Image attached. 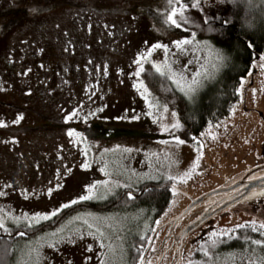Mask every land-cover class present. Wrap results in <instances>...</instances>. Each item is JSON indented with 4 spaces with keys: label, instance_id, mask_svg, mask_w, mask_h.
Wrapping results in <instances>:
<instances>
[{
    "label": "rangeland",
    "instance_id": "rangeland-1",
    "mask_svg": "<svg viewBox=\"0 0 264 264\" xmlns=\"http://www.w3.org/2000/svg\"><path fill=\"white\" fill-rule=\"evenodd\" d=\"M240 1L253 15H260L264 20V0ZM192 2L180 0L188 7ZM13 7L21 8L17 11L20 14L15 15L14 24L6 27L5 23L14 18L6 9ZM35 7L44 11L28 10ZM168 8L167 0H0V30L6 27L0 35V52L5 49L10 61L20 53L40 49L43 33L37 28V22L50 24L51 30L46 35L59 46L77 29L82 43L99 39L105 50L122 56L121 62L102 61L107 69L114 71V81L103 86L85 79L80 88L68 81L62 84L64 92L55 107L46 110L47 105L39 103L41 111L57 118L53 126L58 130L36 152L30 151L26 142L9 141L0 136V193H3L0 217L6 229L16 226L19 233H25L18 234L20 237L9 243L10 263L128 264L133 260L131 252L136 246L140 253L143 248L148 249L146 264H173L176 251L172 248L171 231L195 220L199 211L218 195L194 205L176 220L175 217L193 199L228 181L257 160L254 154L259 155L264 145L263 57L252 62L241 79L243 87L237 83L235 90L239 98L229 114L201 131L195 143L177 144L174 136L178 137V132L173 135L163 131L162 126L170 127L177 120L181 124V116L196 111L203 102H210L218 94L224 71L233 57L232 51L208 35L199 36L185 26L166 29L167 25L152 12ZM192 33H195L193 44L184 46L185 51L181 52L175 42L192 39ZM155 44L167 46L168 54L163 49L153 50ZM149 51L151 54L143 59ZM138 59L144 67L139 77L135 75L139 71L135 62ZM154 65H167L162 70L170 69L178 76L183 74L189 82L200 72V84L191 96H185L172 80L157 73ZM141 80L151 95L145 97L141 95L142 89L138 91ZM33 84L31 80L28 83L0 80V99L20 104ZM187 104L190 105L184 110ZM165 105L167 111H164ZM3 107L0 103V124H8V118H13L12 112ZM72 112H78V116L67 120ZM134 116L138 119H133ZM43 122L50 123L45 118ZM72 130L79 135L70 137L68 132ZM18 134L0 127V135ZM198 150L203 155L191 178H185L186 182L169 180V176L182 178L192 169ZM42 153L45 160H55L56 166L53 171L32 174L28 165L35 155L42 156ZM102 168L106 178H90L88 171ZM93 184H97L96 197L79 200ZM127 184L131 188L113 187ZM145 184L150 187L143 193L140 188ZM162 184L169 185L165 188L170 190V200L165 210L157 214L148 210L152 196L159 192L153 187ZM101 185L113 191L101 198L100 193L105 192ZM73 200L93 205L66 212L53 226L46 224L37 228L48 220L26 226L25 215L60 212L64 204L71 205ZM115 200L119 202L114 203ZM260 213L238 204L208 219L185 236L178 264H264L263 243H249L241 249L225 251L216 250L217 243L213 245V240L209 241L215 238L211 236L214 231L234 229L253 220L264 223V215ZM15 217H21L19 223L13 222ZM97 229L103 233L102 237ZM196 253L199 255L195 256Z\"/></svg>",
    "mask_w": 264,
    "mask_h": 264
},
{
    "label": "flooded vegetation",
    "instance_id": "flooded-vegetation-1",
    "mask_svg": "<svg viewBox=\"0 0 264 264\" xmlns=\"http://www.w3.org/2000/svg\"><path fill=\"white\" fill-rule=\"evenodd\" d=\"M98 23L100 24L99 21ZM37 28L43 33L42 44L38 51L20 53L16 59L11 61L5 53V49L0 52V80L7 83H28L31 80V83H34L31 90L24 94L20 104L16 101L0 99V103L5 105L2 109H9L6 111L12 112L13 116V118H8L9 123L4 124L6 126L3 128L19 133L16 136H0L8 138L9 141L19 140L20 142H26L31 149L30 151L33 152L39 150L44 143L50 142L52 136L56 135V130H58L53 126L54 123L57 124V118L53 114L41 111L39 103L46 104V110L50 107H55L56 101L64 92L62 84L68 81L73 83L76 88H80L84 84L85 79H87V82L100 83L103 86L110 80L114 81V71L107 69L102 61L105 60L113 63L122 61V56L118 53L110 49L105 50L99 39H94L87 44L82 43L77 29L71 34L72 36L70 35L63 42V46H59L46 35L51 30L50 24L37 22ZM2 30H0V35L3 32ZM73 46L74 49H71ZM76 46L77 48L75 49ZM105 51L106 54L104 53ZM107 52L109 53L107 54ZM106 55L107 57L104 59ZM24 116L26 118L22 121ZM29 118L32 119V122H30ZM44 118L49 120L50 123L43 122ZM4 119L7 121V118ZM254 156L257 157V160L252 165L222 183L221 187H219L222 192L217 194L218 197L216 199L209 201L204 209L199 211L200 214L217 201L223 200L219 204L221 205L239 198L224 210L234 205L244 204L248 209H255V211L261 212L260 214L264 215V209L257 210L260 207L264 208V195L248 199L253 193L264 191V187L257 188V185L264 184V180L252 179L254 175L264 177V145L261 146L259 155L254 154ZM55 166L56 161L51 159L45 160L42 153V156L35 155V158L28 165V170L32 174H35L48 170L53 171ZM251 183L254 185V188L250 192H246ZM231 187L233 188L231 189ZM213 196L207 197L206 200ZM182 229H174L170 234L173 237L174 245L172 248L175 251L176 241L179 242V234Z\"/></svg>",
    "mask_w": 264,
    "mask_h": 264
},
{
    "label": "trees",
    "instance_id": "trees-1",
    "mask_svg": "<svg viewBox=\"0 0 264 264\" xmlns=\"http://www.w3.org/2000/svg\"><path fill=\"white\" fill-rule=\"evenodd\" d=\"M200 3V9L186 8L185 15L189 22L185 27L195 30L199 36L208 35L214 38L225 49L232 51L233 57L231 63L224 71L221 82L223 85L218 94L210 102H203L196 111L191 110L185 116H181L182 130L178 131V137L190 143H195V140L192 138H196L201 131L210 125L218 123L229 114L230 108L239 98L235 90L237 83H241L242 77L246 76L253 61L260 57L264 58V20L260 15H253V11L240 0H237V2H234V0H200ZM18 10H21V8L13 7L6 9L8 12L10 11L14 18L5 23L4 26L7 27L16 22L15 15L20 14L17 13ZM28 10L37 13L44 11L43 8L37 7L35 9L28 8ZM152 14L164 22L170 12L168 8L166 11H153ZM206 20L208 22H205ZM165 28L168 29L169 26L167 25ZM189 105L187 104L184 110ZM168 186V184H162V186H158L159 189L153 187L159 190V192H156L152 196V200L150 201V203L152 202L150 204L151 207L148 211L154 210L155 213L161 214L165 210L167 206L166 202L170 200L168 195L170 194V190L165 188ZM149 187L145 184L140 189L144 193ZM117 202L119 200H115L114 203ZM91 205L93 204L88 202L71 204L70 207L61 209L50 220L37 225V228L46 224L53 226L60 222L66 212ZM258 209L264 208L260 207ZM19 232L16 226L8 232L0 230V264H12L10 263L12 259L8 255V247L10 242L20 237L18 235ZM214 239H210L209 241ZM253 240H260L264 244V236L259 231L254 232L250 228L237 229L231 239L223 237V242L217 243L219 248L217 247L216 250L224 249L225 251H232L234 249H241ZM139 250V247L134 246L131 252L133 260L128 264H142L141 257L145 256L146 262L148 261V249L143 248L142 253ZM198 255L197 253L195 254V256Z\"/></svg>",
    "mask_w": 264,
    "mask_h": 264
},
{
    "label": "snow or ice",
    "instance_id": "snow-or-ice-1",
    "mask_svg": "<svg viewBox=\"0 0 264 264\" xmlns=\"http://www.w3.org/2000/svg\"><path fill=\"white\" fill-rule=\"evenodd\" d=\"M234 2H237V0H234ZM167 4H168V7H169L170 14H168L166 16V19L164 20V24L168 25L169 27H173L174 26L177 29H180L181 27L187 25L189 21H188V18L186 17V15H185V11H186V8L188 7V5L187 4H181L180 0H167ZM176 5H179V6L177 7ZM190 7L193 8V9H200V7H201L200 0H193V3L190 5ZM205 22H208V21L206 20ZM185 30L187 31V28H185ZM194 39H195V33H192V39H183V40L176 41L175 42V46H176L177 49H179L181 52H183V51H185V47L184 46L192 45ZM152 49L153 50H155V49H163L166 55L169 52V49L167 48V46H164V45H161V44L153 45ZM150 54H151V52L149 51L142 58L146 60L147 59V55H150ZM135 62L139 66V71H137L135 73V75L137 77H139L140 74L144 71V67H143V64L141 63L140 59L136 60ZM154 67H155L156 72L159 73L161 76H166L169 80H172L173 83L176 85L177 89L180 92L184 93L185 96H191V94L196 90V88L200 84V80L198 79L202 75V73H200V72L195 73L193 75L192 80L189 82V81L186 80V78L183 76V74H180L178 76L176 73H172L170 69H168L167 71L162 70V67L163 68H167V65H164V66L154 65ZM241 87H243V82H241ZM141 89H142L141 95H143L145 97L151 95V93L149 92L148 87L144 84V82L142 80L138 84V91L141 90ZM149 107L151 108V107H153V105L149 104ZM101 111H102V109H101ZM164 111H167V106L166 105L164 106ZM149 114H151V113H149ZM172 115L175 116L176 113L173 112ZM76 116H78V112H72L67 117V120H71V119H73ZM122 118H126V117H122ZM133 119H138V117L134 116ZM4 126H6V125L0 124V127H4ZM162 127H163V131L172 133L173 135L176 132L182 130V125L180 124V122L178 120L175 123H173L170 127H168V126H162ZM68 135L70 137H73V136H77L79 134L76 133L75 130H72V131L68 132ZM174 139H175V142L177 144H184L185 143V141L183 139H180L179 137H175L174 136ZM192 139L196 140L195 137H193ZM197 143L200 144L199 141H197ZM200 147L202 148L203 145L200 144ZM124 151H131V149H125ZM202 155H203V153L198 150V154H197L196 160L193 162L192 169L189 172L185 173L184 177L177 178V177L169 176L168 179L169 180H177V179H179L180 182H186L185 178H191V172L199 167V162H200V159L202 158ZM84 166L87 167L88 165L85 164ZM104 170L105 169H103V168L101 169V171H104ZM252 179L253 180H264V177H261L259 175H254V176H252ZM101 187H105V185H101ZM113 187H127V188H131V185L130 184H127V185H114ZM172 188H173V190H175V188H176V184L175 183H173ZM96 189H97V184L91 185L89 187V189H88V194L81 196L79 198V200H90V199L95 198L96 195H97ZM111 191H113V188L105 187V192L104 193H100L101 198H103V196L107 192H111ZM0 195H3V193H0ZM128 195H129V198H132L131 197V193H129ZM261 195H264V191L253 193V195L249 196L248 199H252L255 196H261ZM78 202L79 201H77V200H73L71 202V204H75V203H78ZM70 206H71L70 204H64L63 208H68ZM58 211L59 210H55L50 215H47V214H45V215L36 214V215H34L32 217H28V216L25 215L23 217V219L26 221V226L27 227H32L34 224H39L43 220H49V219H51L52 216H56L58 214ZM20 220H21V217H15L13 219V222L14 223H19ZM84 222H85V224L88 225L89 229L92 228V225L88 224V221H84ZM157 223H159V222H157ZM245 228H250L251 231H254V232L255 231H259L260 234L262 236H264V223H259L258 224L257 221L253 220L251 222H245L243 224H238V225H236V228H234V229H224V230H221L220 232H215V231L212 232L211 236L216 238V239H214L212 241V244L215 245L218 242H223V239H222L223 237H227V238L231 239L232 238V234L235 233L236 229H245ZM0 229H3L5 232L9 231L8 229L5 228L4 220H3L2 217H0ZM97 232L99 233V229H97ZM24 234L25 233H23V232L19 233V235H21V236H23ZM89 234L91 235L93 233L90 232ZM53 235H56V234L53 233ZM99 235L102 237L103 233H99ZM141 239H143V238H141ZM251 243L256 244V245H261L262 242L260 240H253V241H251ZM101 247H104V245L101 244ZM91 250H92L91 246H89L88 247V251H91ZM205 255H207V252H205ZM141 260H143L142 257H141ZM69 264H70V262H69ZM101 264H103V261L101 262ZM149 264H150V262H149Z\"/></svg>",
    "mask_w": 264,
    "mask_h": 264
},
{
    "label": "water",
    "instance_id": "water-1",
    "mask_svg": "<svg viewBox=\"0 0 264 264\" xmlns=\"http://www.w3.org/2000/svg\"><path fill=\"white\" fill-rule=\"evenodd\" d=\"M246 169V168H245ZM243 170V169H242ZM222 184H220L219 186L213 188L212 190L208 191L207 193L203 194L202 196L193 199L191 201V203L184 208L176 217L175 220L182 215L184 212H186L187 210H189L190 208H192L194 205L199 204L200 202L204 201L207 197H210L211 195H217L219 192H222L221 189H219V187H221ZM258 189L259 188H263V185H257ZM233 187H231L232 189ZM254 188V185H252V183L250 184V187L248 188V190L246 192H250V190H252ZM245 192V195H246ZM239 198H236L234 201H230L224 204L219 205L220 203H222L223 200L217 201L214 204H212L211 206H209L208 208H206L195 220H193L191 223H189L188 225H186L183 230L180 232L179 234V242L176 241V260L173 262V264H178L180 259H181V248L183 246V239L185 238V236L193 231L195 228H197L198 226L202 225L205 221H207L208 219L212 218L213 216L217 215L218 213L222 212L225 208H227L229 205L233 204L236 200H238ZM142 264H146V256L143 257L142 260Z\"/></svg>",
    "mask_w": 264,
    "mask_h": 264
},
{
    "label": "crops",
    "instance_id": "crops-1",
    "mask_svg": "<svg viewBox=\"0 0 264 264\" xmlns=\"http://www.w3.org/2000/svg\"><path fill=\"white\" fill-rule=\"evenodd\" d=\"M96 172L94 171H88V174L90 176V178L92 179L93 176L95 177H104L106 178V176L104 175L103 171H98V169H95Z\"/></svg>",
    "mask_w": 264,
    "mask_h": 264
}]
</instances>
